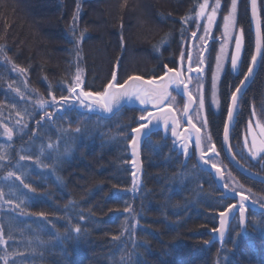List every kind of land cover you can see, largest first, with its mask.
<instances>
[{
  "label": "trees",
  "instance_id": "16d2710c",
  "mask_svg": "<svg viewBox=\"0 0 264 264\" xmlns=\"http://www.w3.org/2000/svg\"><path fill=\"white\" fill-rule=\"evenodd\" d=\"M203 1L0 0V226L7 241L0 257L8 264H264L263 215L249 213L244 235L235 219L222 247L210 244L217 213L231 201L219 199L212 176L193 159L183 166L161 134L145 142L142 181L131 188L129 133L143 111L125 106L103 119L70 101L41 119L36 103L51 101L49 92L69 95L79 69L90 92H102L113 72L121 84L175 69ZM230 1L222 0V17ZM259 13L264 36V0ZM236 26L252 47L248 0L238 4ZM25 111L31 116L20 132L10 122ZM223 122L220 112L210 129L221 155ZM4 127L13 129L12 140ZM234 173L264 195V185Z\"/></svg>",
  "mask_w": 264,
  "mask_h": 264
},
{
  "label": "snow or ice",
  "instance_id": "6c2138e0",
  "mask_svg": "<svg viewBox=\"0 0 264 264\" xmlns=\"http://www.w3.org/2000/svg\"><path fill=\"white\" fill-rule=\"evenodd\" d=\"M220 0H216L215 6L212 8L211 13L207 16V26L204 28L205 36L200 37L201 41H204L206 39L207 34L210 32L211 27L216 19V13L217 10L220 8ZM208 7L207 0L203 4L199 6V11L196 13L197 17H203L205 15V10ZM252 8H253V15L255 16V9H256V0H252ZM236 9H237V0H231V11L228 15L224 16V35L228 36L230 34V31L235 26L236 21ZM75 19V17H74ZM188 18L186 17L185 20ZM242 29H241V36L236 38V47H235V53L231 56V66L235 70L237 69V62L240 57V51H241V37H242ZM192 36H196V32L192 33ZM256 49L257 54H260V38H259V30L257 31V42H256ZM221 55L216 57V73L213 74V83H212V102L216 103V80H217V74L220 71L221 63L224 58L225 53V47H221ZM0 52H3V48H0ZM183 58V57H182ZM189 60L191 59V56L189 55ZM253 63L256 61V56L252 57ZM200 64L204 63L203 58L200 59ZM13 69L18 70L20 73H25L26 69L24 68H18L15 64H13ZM193 69L189 68V71ZM198 70V69H197ZM173 69H169L168 73H172ZM252 72L251 67L248 69V73L250 74ZM182 73L176 72L175 75L169 76L166 74L164 77H160L161 82H157L155 80H150L147 82H143L142 78L139 76H132L129 77L123 84L118 83L117 81V75L115 72L112 73L111 81L106 85L104 91L102 92H90V91H83L81 89V79L79 73L77 74L74 82L69 86V95H61L59 99L55 95H52L51 92H49V95L51 96V101L46 99H39L36 101L40 109H45L44 114L51 119L52 113L48 112L46 109L48 107H55L56 110L66 108L67 106H70V101L78 102L79 105L83 108L88 109L89 111L94 110V108H100L105 112H112L114 107H119L121 105L122 101L127 100L128 102H131L133 100L138 101L141 105H151L153 109L159 108L163 103L171 96V93L169 92V87L171 85H176L179 87L180 84L183 83V80L181 79ZM245 79H247V76H245ZM146 85V86H145ZM11 87V85H9ZM202 87V85H201ZM79 90V91H78ZM184 90L185 92L188 91L187 84H184ZM18 91V90H17ZM236 92H240V89L237 88ZM74 98V99H73ZM191 96H189V101H191ZM232 107H229L227 116L229 121H233V109L236 106L237 103V96L235 93H233L232 97ZM200 108L203 109L204 107V100L203 97H200L199 100ZM146 114H142L140 119L142 121H147V123L141 124L139 127L133 128L132 131L136 133V136L132 139V146H133V154L136 155V147L139 142V137L141 134V131L143 128H146L148 124L152 123L153 120H163L165 127H167L168 124V117L158 115L157 113L153 111H148L147 108H145ZM188 107L185 106V115H187ZM17 115L20 117L16 121L18 125H20V128L18 131L23 132L25 128H27V120L26 117H30L31 114L27 111L21 113L17 112ZM37 124L40 123V121H36ZM174 123H178L174 120ZM188 123L192 125L193 128H195V125L192 124V120L189 119ZM206 126V121H205ZM258 128H260L261 135H264V125H261L257 123L256 125ZM249 127H251V122L249 124ZM79 131V129H77ZM200 129L197 128L196 132L199 133ZM228 132L229 128L226 124L224 126V140L225 142L228 141ZM4 133L7 135L8 140H12L13 137V129L10 127H4ZM173 135H179L175 129H173ZM209 141V147L207 149H201V138L198 135L196 137V147L198 149H201V159H203L206 152H214L215 146L211 145V137H208ZM253 145L255 147V152L257 153H264V140L260 141L257 145L256 138L253 137ZM2 147V146H0ZM49 148L53 147L52 144L48 145ZM187 149L185 148V152ZM43 153V150H42ZM218 155V153H217ZM4 156H0V160H4ZM29 159V157L25 155L20 156V160ZM38 162V161H37ZM205 164H208V160H204ZM213 168H216L217 172L220 171L219 168L215 164H212ZM9 176L15 175L13 172L8 173ZM230 175V174H229ZM222 178V177H221ZM17 180H20V182L23 184L24 181L21 178V176H16ZM24 187H29L28 184H24ZM224 187L227 189L228 185L225 184ZM230 192H233L236 196L240 197L239 202V222L241 225L244 224L245 221V204L244 201L248 200V197L243 195L240 192H237L234 188L228 189ZM4 195L3 192H0V198H2ZM227 198V197H226ZM8 203H11V201H8ZM24 201H21L20 204H23ZM20 204L17 205V207H20ZM236 207V205H229L227 208V211H220L219 216L221 217V229H214V231H220L221 239L223 238V225L225 223V217L232 211V209ZM125 211H128L126 208ZM21 214L25 213V209L23 207H20ZM39 215H43V213H40ZM74 231L79 233L81 229L79 227H75ZM12 237L9 236V239ZM113 239H118V237H113ZM7 241L4 238L3 235V227L0 226V245L6 244ZM31 241H29V244ZM6 251V250H5ZM34 251V250H33ZM16 254H22V253H16ZM0 259H3L5 261V264H8V258L7 256L0 257ZM123 259V257H122Z\"/></svg>",
  "mask_w": 264,
  "mask_h": 264
},
{
  "label": "water",
  "instance_id": "95a60500",
  "mask_svg": "<svg viewBox=\"0 0 264 264\" xmlns=\"http://www.w3.org/2000/svg\"><path fill=\"white\" fill-rule=\"evenodd\" d=\"M248 4H249L250 26H251V32H252V37H253V41H254V54H253V56H256V61H255V63H253V61L251 62L250 67L252 69V72L250 74L247 72V74H246L247 79L244 78L241 85L239 86L240 92H235V94L237 96V103H236L235 108L233 109V121H229L228 116H227L225 125L227 124L228 128H229V132H228L229 138H228V141L225 142V140H224V129H223L222 149H223L224 155L227 158L228 162L231 164V166L239 174L243 175L244 177H246L250 180H253L257 183L264 185V175L258 174L256 172L250 170L246 166L242 165L235 158V156L233 155L231 148H230V134H231V129H232L233 122L235 119V114H236V110H237L239 100L241 99L244 92L246 91V89L248 88V86L250 85L252 80L254 79V77L257 73V70L259 68L262 55H263V36H262V32H261V24H260V16H259V2H258V0H256L255 16L253 15L252 0H248ZM258 30H259V38H260V54H257V49H256L257 31ZM204 49L205 50L203 51V55L201 56L203 59H204V56L206 53V47H204ZM189 55L191 56V59L189 60V58H188V60H187V66H186L187 70H186L185 75H183L181 66H179L178 71L173 70L172 73H168L169 69L166 68L165 73L161 76V77H164L166 74H168L169 76H172V75H175L176 72L182 73L181 79L183 80V83L180 84L179 87H177L176 85H171L169 87V92H171V90L174 89L176 91V93L179 95V97H181L184 100V108H183V112H182V122H183L185 127L182 130H181V127L179 124L177 113L174 111V109L172 107L167 106V103H168L170 97L163 103V105H161L157 109H153L151 105H147V106L141 105L138 101H135V100H133L131 102H128L127 100H125V101L121 102V105L119 107H114L112 112H105L100 108H94V110H92V111L85 109V112H88L89 114L97 115L103 119H110L116 113H118L124 106H130V107H137V108H140L142 110H145V108H147L148 111H153V112L157 113L158 115L167 116L168 117L167 127H165L163 120H153V122L148 124V126L146 128L142 129L140 137H139V142H138V145H137L136 150H135L136 155L133 154V146H132V139L136 136V133H134L133 131H131L129 133L131 140H130L129 145H128V151H129V156L131 159L129 165H130L131 172H132L131 173L132 184L134 185L137 182V184L140 185L141 181H142L144 169H143L141 154H142V147H143L144 142L151 135H153L157 132H161L163 134V136L166 137L167 132L170 129V138L172 140V150L173 151L177 150L178 154L183 155V160H184L183 164H186L187 160L192 155V152H194L195 162L197 164V167L201 171L206 172L208 174H211L213 176V179L215 181L217 189L221 193L219 198L220 199H230L232 201H235L234 205H236V207H234L232 209V211L230 213H228V215L225 217V223H224L223 228H222L223 238L221 239L220 231L211 230L208 232V235L211 236L210 244L218 243L220 248H221L224 241H225L227 233L229 231L231 222L233 221L236 214H238V224L240 226L241 233L244 234L245 229H246V225L248 223L247 209H249L250 211H252L254 213L264 215V207L253 203L249 198H248V200L244 201V204H245V221H244V224L241 225L239 222V210H238L240 197L236 196L233 192H230L228 190L229 188L226 189L224 187V185H225V174L221 168L217 167L220 169V171L217 172L216 168H213L211 163H208V164L204 163V160H208V159L216 156L217 155L216 152L215 151L214 152H207V153H205L203 159H201L202 142H201V149H198L196 147V137L199 135L201 138V131H199V133H197L196 132L197 127L195 126V128H193L192 125H190L188 123V120L191 119L190 116H191V114L194 110V107H195V100L190 94L191 77H192V75H195V76L200 75L201 77H203L204 64H201V67L198 70L194 69V70L189 71V68H191V61H192V42L190 43V46H189ZM189 55H188V57H189ZM150 80H155L158 83L161 82L160 77L159 78H153V79L142 78L143 82H147ZM184 84H187V86H188L187 92H185V90H184ZM81 89H82V86H81ZM189 96H191V98H192L191 101H189ZM74 103H77V102H74ZM186 105L188 107L187 115H185V106ZM230 107H232V100L230 102ZM77 108L83 109V107H81L80 105ZM174 120L178 123H174ZM142 122L147 123V121H142ZM192 124H193V122H192ZM173 129H175V131L179 135L174 136L173 135ZM185 148L187 149L186 152H185ZM224 211H227V209ZM215 229H221V217L219 216V213L217 216V227Z\"/></svg>",
  "mask_w": 264,
  "mask_h": 264
},
{
  "label": "rangeland",
  "instance_id": "374dc122",
  "mask_svg": "<svg viewBox=\"0 0 264 264\" xmlns=\"http://www.w3.org/2000/svg\"><path fill=\"white\" fill-rule=\"evenodd\" d=\"M205 1L202 2V4ZM240 0H237V9H236V21H235V26L233 27V29L230 31V34L228 36L224 35V16L222 17L221 14V10H222V0H220V8L217 10L216 13V19L211 27L210 32L207 34L206 39L204 41H201L200 37L205 36V32H204V28L207 26V16L211 13L212 8L215 6L216 0H207L208 3V7L205 10V15L203 17H195V22H194V29L192 30V32H190V36L188 39H186V41L183 44V48H182V53H181V57H183V61L185 63L186 59H187V55H188V43L190 40V37L192 35L193 32H196V37H195V42H194V49H193V65L192 66H196L198 65V61L200 58V55L203 51V46L204 44L208 41V39H215V41H209L211 43V45L208 47V53L211 51V53H214V62L216 63V57L221 55V47H225V53H224V58L222 60L221 63V67L223 66L224 61L226 60V53L228 52L227 48L230 47L231 43L236 41V38L238 36H241V30H238L237 32V17H238V4H239ZM199 11V8L197 10V12ZM231 11V1H230V9L229 12ZM196 12V13H197ZM228 12V14H229ZM242 39V37H241ZM210 49V50H209ZM1 55V52H0ZM210 58V56H209ZM3 61L5 60L4 57H2ZM209 62L210 60L208 59L207 62V66H209ZM213 62V63H214ZM221 69V68H220ZM19 74L20 72L17 71ZM79 73L80 75V79H83V70L79 69L77 74ZM207 75V73H206ZM77 76V75H76ZM76 78V77H75ZM218 82L219 79L217 78L216 80V103L212 102V90H208L206 88V78L204 79H200L197 77H194L192 79V87H191V94L193 96V98H195V102H196V106L194 109V112L192 114V119L194 121V123L202 130V144H203V148L207 149L210 145H209V141H208V137H211V125L212 122H215L218 120V116L220 113V105H221V100L219 98V91H218ZM202 85V87H201ZM203 97L204 100V107L203 109L200 108L199 105V100L200 97ZM170 105H172L174 107V109L177 111L178 115L180 116L181 112H182V108H183V101L176 96L175 94H173V96L171 97L170 100ZM254 107L251 106V117L249 118L250 121L248 123V126L251 122V127H249V129H247V132L243 133V135L245 136L246 134V138L245 140L248 141V143H252L251 144V149L254 150L255 147L253 145V137L256 138V142L257 145L259 144L260 141H262V138L264 140V135H261L260 132V128H258L256 125L257 123L264 125V96H262L261 102L259 106L253 105ZM37 107L38 104H37ZM48 112L53 113L56 108L54 107L53 109L48 107L46 109ZM45 109H39V113H40V118H47V116L44 114ZM20 119V117L15 116L14 118L11 119V125L15 126V127H19V125L16 123V121ZM205 121H206V126H205ZM66 124L69 125V122H67ZM213 139L211 137V145L213 144ZM242 145L239 148V152L243 154L244 150L242 149ZM250 156L252 158H260L259 160V164L260 166L263 167L264 170V153H257L255 152V150L250 154ZM261 156V157H259ZM246 157V156H245ZM248 158H245V160H247ZM212 164H215L218 167H221L225 174H226V183L230 188H234L237 192L243 193L248 195L253 201L257 202L258 204L264 205V195L260 194V193H256L254 191H251L250 189L246 188L240 181V179L238 177H236L234 171L229 167V165L226 164L225 160L223 159V157L221 155H219V157L217 158H213L211 160ZM230 174V175H229ZM136 189V188H135ZM136 192V191H134ZM134 192H132L131 189L127 190L125 193L128 194H133ZM135 225V221H133V223Z\"/></svg>",
  "mask_w": 264,
  "mask_h": 264
},
{
  "label": "flooded vegetation",
  "instance_id": "af4514ba",
  "mask_svg": "<svg viewBox=\"0 0 264 264\" xmlns=\"http://www.w3.org/2000/svg\"><path fill=\"white\" fill-rule=\"evenodd\" d=\"M240 37V36H238ZM236 41L232 42L230 47L227 48L228 52L226 53V60L223 63L219 73L217 74V78L219 79L218 82V91H219V98L221 100L220 105V112L224 116L223 128L225 125V121L227 118V112L230 107L231 97L233 93L236 92V89L239 88L242 81L244 80L248 69L250 67L252 57H253V43L252 47L245 46L244 39L242 36L241 39V51L240 57L237 62V69H233L231 66V56L235 53ZM264 52L263 57L258 68V71L244 92L243 96L239 100L236 114H235V121L231 131V147L233 149L235 157L244 165L251 168L257 172H263V167L260 166L259 160L260 158H252L250 154L255 150L251 149V142L245 140V136L243 133L247 132L249 129L248 123L251 117V106L253 105L259 106L262 94L264 92ZM206 75V88L208 90H212V83H213V74L216 73V63L209 62V66L205 67L204 70ZM258 81V84H257ZM255 85H257L255 87ZM217 86V85H216ZM255 91L257 94L254 95ZM264 96V95H263ZM222 128V130H223ZM263 140V138H262ZM243 146L242 149L244 150L243 154L239 152V148ZM246 156V157H245ZM261 157V156H259ZM245 158H248L245 160Z\"/></svg>",
  "mask_w": 264,
  "mask_h": 264
}]
</instances>
